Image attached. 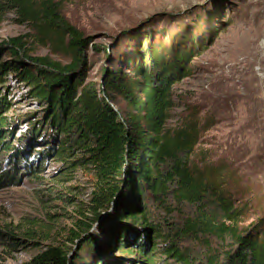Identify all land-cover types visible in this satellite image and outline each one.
Instances as JSON below:
<instances>
[{
  "label": "rangeland",
  "instance_id": "obj_1",
  "mask_svg": "<svg viewBox=\"0 0 264 264\" xmlns=\"http://www.w3.org/2000/svg\"><path fill=\"white\" fill-rule=\"evenodd\" d=\"M62 13L92 37L86 81L97 87L105 69L120 66L134 78L131 68L140 51L147 50L148 40L166 57L179 46L190 47L192 40L199 44L188 61L190 71L172 84L174 105L164 127L171 133L188 121L198 124L200 140L193 161L225 167L227 187L235 205L242 207L239 227L255 225L264 215V0H70L63 4ZM20 35L30 54L71 62L70 55L35 42L31 27L14 16L0 23V43ZM30 91L29 83L14 74L0 80V97L8 104L1 113L9 125L14 124L12 130L6 129L5 140L11 146L0 148V230L19 238L15 245L0 238V264H25L38 248L50 243L64 244L72 256L79 240L71 242L70 231L83 218L82 212L93 215L92 197L98 188L91 170L66 167L57 156L64 136L49 125L45 103ZM108 103L126 120L136 112L117 93ZM70 135L75 137L74 132ZM146 193L150 216L162 231L171 226L167 221L180 224L196 213L195 206L178 203L171 195L161 204ZM115 213L112 205L90 232L101 233L111 215L115 218L109 228L129 225L130 219H116ZM133 227L129 235L142 233L143 228ZM29 229L35 234L28 236ZM200 238L179 242L202 256L208 246L229 249L233 245L230 239L224 243L211 235ZM103 252L104 264H141L137 252L119 251L113 239ZM157 258L162 264L167 259L176 264L161 253Z\"/></svg>",
  "mask_w": 264,
  "mask_h": 264
},
{
  "label": "trees",
  "instance_id": "obj_2",
  "mask_svg": "<svg viewBox=\"0 0 264 264\" xmlns=\"http://www.w3.org/2000/svg\"><path fill=\"white\" fill-rule=\"evenodd\" d=\"M69 1L0 0V23L12 15L31 27L35 42L72 58L63 64L46 55H33L27 51L24 36L9 37L0 43V55H8L5 60L0 56V80L14 74L29 83L32 95L46 105L49 125L64 136L57 156L66 167L91 170L98 185L92 197L93 215L82 212L83 218L70 231L68 239L79 240L74 254L69 256L64 244L50 243L38 248L25 264H81L84 260L85 264H104L102 254L111 239L119 251L137 252L141 264H162L157 258L160 253L176 264H264V215L250 229L239 227L242 207L235 205L236 198L227 187L225 167L199 165L192 159L200 140L198 124L188 121L171 133L164 127L174 105L172 84L190 71L188 61L199 44L192 40L190 47L179 46L166 57L148 40L147 50L140 51L131 68L134 78L120 66L105 69L97 87L86 81V53L92 37L63 15L62 6ZM114 93L136 108L130 120L108 103ZM7 106L0 97V148L5 150L11 146L5 140L6 129L14 126L1 113ZM146 192L161 204L171 195L178 203L195 206L196 213L180 224L167 221L171 226L162 231L150 216ZM111 203L116 219H130L129 225L109 228L115 218L111 215L101 233L90 232ZM133 225L143 228L142 233L129 235ZM25 233L32 236L35 231ZM200 235L215 236L224 243L230 239L233 245L229 249L208 246L202 256L179 242ZM0 238L13 245L19 240L6 230H0ZM128 244L135 246L126 248ZM168 261L164 264H172Z\"/></svg>",
  "mask_w": 264,
  "mask_h": 264
},
{
  "label": "water",
  "instance_id": "obj_3",
  "mask_svg": "<svg viewBox=\"0 0 264 264\" xmlns=\"http://www.w3.org/2000/svg\"><path fill=\"white\" fill-rule=\"evenodd\" d=\"M106 210L102 211L101 214L99 215V218L97 219V221H100L102 219V217L104 216Z\"/></svg>",
  "mask_w": 264,
  "mask_h": 264
}]
</instances>
